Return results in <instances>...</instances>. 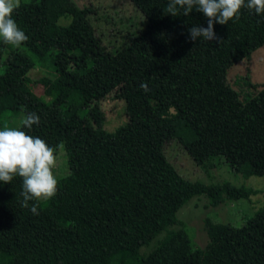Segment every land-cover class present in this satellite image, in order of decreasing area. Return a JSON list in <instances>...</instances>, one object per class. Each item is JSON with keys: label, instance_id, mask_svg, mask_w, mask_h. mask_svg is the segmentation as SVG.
Masks as SVG:
<instances>
[{"label": "trees", "instance_id": "1", "mask_svg": "<svg viewBox=\"0 0 264 264\" xmlns=\"http://www.w3.org/2000/svg\"><path fill=\"white\" fill-rule=\"evenodd\" d=\"M25 1L39 6L19 25L28 39L0 41V127L36 112L39 124L24 130L53 146L63 142L69 173L38 203L39 215L21 207L19 177L0 185V264H264V207L238 227L205 218L200 248L176 217L194 197L217 207L255 191L188 181L163 152L174 139L200 168L221 157L242 177L264 175V84L242 100L220 96L215 107L203 98L264 45V19L242 8L238 19L214 22L216 39L193 41L187 29L206 26L202 13L171 16L168 0H130L144 26L110 49L88 20L92 9L73 0ZM36 66L48 69L37 81L43 96L28 77ZM116 90L126 122L106 132L100 102Z\"/></svg>", "mask_w": 264, "mask_h": 264}, {"label": "rangeland", "instance_id": "2", "mask_svg": "<svg viewBox=\"0 0 264 264\" xmlns=\"http://www.w3.org/2000/svg\"><path fill=\"white\" fill-rule=\"evenodd\" d=\"M79 8H90L92 14L88 20L96 34L110 49H116L129 42L133 33L144 26L143 15L133 6L130 0H73ZM46 6V5H44ZM39 6L29 1L20 0L19 7L14 10L13 17L18 25L28 17L34 15ZM61 24L67 21L61 19ZM48 74L47 68L34 67L28 72L32 90L39 96H43L38 79ZM225 76L216 79L213 87L208 88L203 96L205 107L218 105L220 96L229 93H237L241 100L255 94L264 84V45L255 49L249 56L230 66ZM256 86V89H253ZM232 90V91H231ZM116 91H112L100 102L103 112L102 128L106 132H113L117 127L126 122L124 102L115 97ZM239 102H235L237 104ZM227 108V106H225ZM223 107H218L220 114ZM84 110H81L82 113ZM23 113L3 121L1 127H19ZM163 152L168 161L174 166L181 177L188 181H199L203 184H216L227 181L236 187H244L255 191L249 199L226 201L217 207L208 206L205 197L199 196L190 199L177 212L178 220L185 223L186 231L195 247H203L207 237L203 228L205 218L213 222L229 224L234 227L241 225L243 217L253 214L254 211L264 207V175L242 177L231 171L228 164L221 157H213L209 162L213 167L200 168L197 166L185 150L174 139L163 143ZM57 178L68 175L67 157L64 149L57 154V165L54 169ZM177 228L176 226L172 227ZM163 236L158 235L148 245L140 249L145 254L155 246L156 241Z\"/></svg>", "mask_w": 264, "mask_h": 264}, {"label": "clouds", "instance_id": "3", "mask_svg": "<svg viewBox=\"0 0 264 264\" xmlns=\"http://www.w3.org/2000/svg\"><path fill=\"white\" fill-rule=\"evenodd\" d=\"M20 0H0V41L19 45L28 39L19 27L13 12ZM167 14L178 12L188 15L195 10L206 17V26L193 23L188 29V38L196 41L216 39L213 24L224 25L239 18L242 8L264 19V0H168ZM140 87L147 89L141 82ZM36 112H27L21 119L22 127H0V185L9 183L14 177L21 181L20 205L33 215H39L38 203L51 199L57 192L58 178L54 169L57 154L63 149V142L55 146L42 137L27 133L24 129L39 124ZM31 202V203H29Z\"/></svg>", "mask_w": 264, "mask_h": 264}]
</instances>
